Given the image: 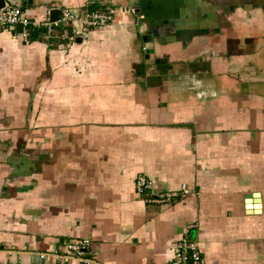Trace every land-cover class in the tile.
Here are the masks:
<instances>
[{
  "label": "crops",
  "instance_id": "0c3cea01",
  "mask_svg": "<svg viewBox=\"0 0 264 264\" xmlns=\"http://www.w3.org/2000/svg\"><path fill=\"white\" fill-rule=\"evenodd\" d=\"M3 2L30 24L0 29V264H83L55 256L75 239L92 264H171L184 237L264 264V0ZM49 7L77 19L47 35ZM139 174L178 195L146 202Z\"/></svg>",
  "mask_w": 264,
  "mask_h": 264
},
{
  "label": "built area",
  "instance_id": "2783aa9c",
  "mask_svg": "<svg viewBox=\"0 0 264 264\" xmlns=\"http://www.w3.org/2000/svg\"><path fill=\"white\" fill-rule=\"evenodd\" d=\"M87 3H92L94 0H85ZM54 9H60L61 16L57 19L44 18L35 22L37 27L44 29L47 35H50L55 28L62 23L74 22L77 15L68 9H61L49 7L46 9L50 13ZM112 11H91L84 14L81 18V30L85 31L88 27H100L108 24L112 20ZM20 25L22 27L21 34L26 35V28L30 21L25 13V10L18 4L12 2H4L0 7V29H5L10 26ZM135 193L143 198L146 202L164 203L169 202L171 198L178 195L177 191L156 192L154 190V183L148 177L139 174L134 178ZM182 192H186L182 187ZM89 241L86 239H75L66 244V253L55 254L56 257L67 261L71 258H76L82 261L83 264H92V260L85 257L87 254V245ZM171 264H202L200 251L194 241H190L186 237L178 240L172 249Z\"/></svg>",
  "mask_w": 264,
  "mask_h": 264
},
{
  "label": "water",
  "instance_id": "95a60500",
  "mask_svg": "<svg viewBox=\"0 0 264 264\" xmlns=\"http://www.w3.org/2000/svg\"><path fill=\"white\" fill-rule=\"evenodd\" d=\"M3 4H4V2H3V0H0V7L1 6H3ZM53 19V18H52ZM18 26H19V24H18ZM257 194V193H256ZM252 196V195H251ZM256 196V195H255Z\"/></svg>",
  "mask_w": 264,
  "mask_h": 264
}]
</instances>
